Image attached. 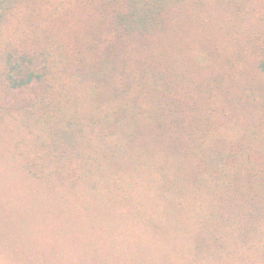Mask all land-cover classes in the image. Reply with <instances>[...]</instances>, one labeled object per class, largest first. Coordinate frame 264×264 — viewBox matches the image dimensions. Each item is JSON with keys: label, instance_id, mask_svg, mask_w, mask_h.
<instances>
[{"label": "trees", "instance_id": "trees-1", "mask_svg": "<svg viewBox=\"0 0 264 264\" xmlns=\"http://www.w3.org/2000/svg\"><path fill=\"white\" fill-rule=\"evenodd\" d=\"M258 1L0 0L2 85L30 94L27 173L92 192L148 181L180 264H264Z\"/></svg>", "mask_w": 264, "mask_h": 264}, {"label": "rangeland", "instance_id": "rangeland-1", "mask_svg": "<svg viewBox=\"0 0 264 264\" xmlns=\"http://www.w3.org/2000/svg\"><path fill=\"white\" fill-rule=\"evenodd\" d=\"M205 1L216 11L214 0ZM258 2L260 11L264 1ZM11 27L0 25L2 54L14 51L6 48ZM3 67L0 59V264H180L182 246L154 217L148 181L128 192L108 184L92 192L49 188L27 173L32 148L15 111L30 94L17 93V100L8 94Z\"/></svg>", "mask_w": 264, "mask_h": 264}]
</instances>
